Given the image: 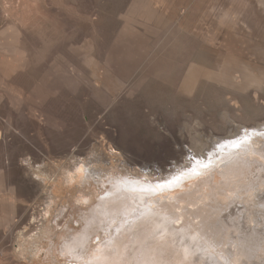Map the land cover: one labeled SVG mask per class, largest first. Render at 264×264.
<instances>
[{
	"label": "bare ground",
	"instance_id": "bare-ground-1",
	"mask_svg": "<svg viewBox=\"0 0 264 264\" xmlns=\"http://www.w3.org/2000/svg\"><path fill=\"white\" fill-rule=\"evenodd\" d=\"M75 2L63 6L56 0H0V16L6 21L0 32V156L10 162L9 150L16 141L23 142L21 146L26 145L25 156H30L32 162L25 161V166L20 163L18 167L26 174L30 170L42 180L37 186L40 192L49 193L51 185L68 186L83 178L85 180L87 167L97 165L93 164L94 159L74 162L76 158L88 159V153L72 146L65 159L60 157L56 165H51L50 172L40 165L35 169L41 162L38 160L41 150H36L34 142L43 139L47 142L52 140L54 130L62 131L57 109L59 102L81 99V118L88 128L86 134L98 131L103 143L108 140L116 145L114 134L104 129V120L117 103L132 107L143 100L140 103L142 108L152 113L153 107L163 106L164 101L167 106L201 102L210 93L225 101L228 97H233L230 101L235 97L249 101L254 93L264 94V0H186V10L178 20L164 14L159 0H129L122 12L119 8L111 11V8L108 15H102V7L101 10L96 9L103 13L93 15L91 8H86V1L79 4L83 8L78 6L80 8L75 9V4L79 3ZM53 6L55 9L59 6L61 12H65L59 13L65 30L62 42L48 26L50 14L55 13ZM110 36L114 39L107 44ZM90 104H94L96 110L93 120H90L86 108ZM263 128L247 127L243 135L229 138L231 143L226 147L228 141H216L212 151L207 150V160L204 156L200 157L203 162L194 157L192 171L184 160L187 167L147 187L132 178L123 183L122 177H116L120 171L114 166L109 168V174L115 180L113 188L106 191L98 210L87 219V228L67 250L74 255L77 249H81L79 247L90 245L94 225L106 223L103 225L105 231L109 224L119 221L124 214L125 218L132 217L134 222L123 229L120 238L110 247L101 244L92 251L91 256L86 257L88 264H244L239 256L244 257V262L248 258L242 256L237 247L243 239L238 238L241 240L238 244L236 239L231 243L235 251L238 249L237 255L241 254L238 259L236 253L229 252L231 248L225 249L226 242L230 241L224 243L219 238L222 227L218 228L216 223L221 225L226 217H231L233 212L227 216L222 212L235 199L250 206L254 201L252 190L245 192L242 186L235 184H245L254 169L262 170ZM192 139L195 144L199 142L194 137ZM177 144L180 145L179 142ZM170 154L162 160L159 168L171 167L172 163L167 160L176 159L175 166L182 162V152L174 150ZM131 164L144 170L147 168L141 166L143 162L139 160H133ZM88 170L90 177L92 173H98V178H101L99 174L104 172L97 168ZM12 176L7 167H0V191L7 192L6 200L0 204L4 208L0 227L5 231L21 228L13 239L17 242V255L24 257L27 247L44 234V225L32 229L35 216L33 222L27 224L28 212L21 209L24 201L20 192L9 183ZM60 178L62 183L57 182ZM263 182L259 181V184L264 185ZM231 185L234 186L229 188ZM58 197L51 192L50 202L44 206L46 212L55 206ZM249 213L248 216L252 214ZM64 216L61 209L56 223L59 224ZM17 217L18 220L15 219ZM125 222L120 221L123 226ZM247 224H244L247 226L244 231L255 232ZM128 238L131 239L129 242Z\"/></svg>",
	"mask_w": 264,
	"mask_h": 264
},
{
	"label": "rangeland",
	"instance_id": "rangeland-1",
	"mask_svg": "<svg viewBox=\"0 0 264 264\" xmlns=\"http://www.w3.org/2000/svg\"><path fill=\"white\" fill-rule=\"evenodd\" d=\"M73 1L56 0V2H61L62 5L64 4L63 6L70 4L72 5V3H76L75 2L76 0L74 2ZM82 1H86L88 3V6L90 7L86 6V8L87 9L91 8L92 12H94L93 15H98L99 12L100 13L102 12V11H97V9L98 10L102 9L104 11V13L102 12L103 13L102 15H108L110 13L111 8H112L111 11L112 10L116 11L119 8L118 9L119 12H122L126 8L129 2V0H101V1L97 0V2L95 0H80V1L77 0V2L79 3L75 4L74 8L79 9L80 7L78 6H81L79 4L84 3ZM159 1L162 8H164V14L169 17L171 16L172 18H174V20H178L186 10V4H187L186 0H164L163 1L164 3L162 2V0ZM102 5L105 6L106 10ZM59 6H61V4ZM59 6H56V9L57 7L59 8ZM82 6L81 8H83ZM100 7L102 8L100 9ZM53 9H55V6H53ZM53 9H52L53 12L56 13L57 10H59V12L58 14L55 13L50 14L51 21L49 22L48 26L50 25L49 27H51V29L49 27L48 28L55 34L54 36L57 39L59 38L58 39L59 42H62L64 35L63 31L65 30L63 28L64 26L61 22L62 21L61 18H62V14L65 12H61L60 8L57 10L55 9V11ZM59 13L62 14L60 15ZM56 16L58 18H56ZM53 17L55 18L52 19ZM52 20L53 21L55 20L57 22L55 21L53 22ZM5 22L6 21H4L3 18L0 16V32L3 30L2 27ZM57 34L60 36H56ZM113 39H114L113 36H110L108 38L109 41L107 40L108 41L107 44L109 43L111 44ZM210 94L209 95L207 94L208 95V96L206 95L207 97L206 96L203 97V101H201L202 98L200 99L202 103L199 102V100H197L192 103L180 102V103H173L171 105L169 104L167 106L166 102L164 101V104L166 106L164 104H163L164 107L161 106L162 104L157 105L156 107H153L152 113H149L148 109L145 110L144 108H142L140 103L143 100L142 101L139 100L140 103L136 102L135 104L132 105V107L131 106L128 107V105H126L125 103L122 104L123 102L117 103L111 109V111L106 116V119L104 120V129L105 130L108 129L111 134H114V138L117 139L116 145L109 143L108 140L105 143H103V141L101 140V134L98 131H92V132L89 131L90 133L86 134L88 128L86 125H84L81 118V110H82L81 104L83 103L81 99H77L73 101L64 100L62 102H59L57 109L59 112L58 113L59 121L61 122L62 125V131L54 130L52 133L53 136L51 135L52 140H47V142H44V139L37 140L34 142V147L37 148L36 150L37 151L41 150L40 151L41 154L38 155V160H40L41 162L37 163L35 169H37L40 165L42 166V168H45L48 172H50L51 165L52 164L56 165L60 157H62V159L63 158L65 159L67 152L69 151V148L71 149L72 146L73 147L75 146L76 148H79L81 151L88 153V155L90 154L89 152H92L94 150L91 153L92 157L87 155L86 158L88 159L86 160H82L84 158L81 157V158H76L73 161L88 162V161H93L94 159L93 164L96 163L97 165L93 166L91 164L92 166L89 165L87 168L88 169L97 168L99 170H104V172L101 171L99 174L103 178L102 177H101L102 179L100 177L98 178L97 175L98 173L96 174L92 173L93 176L90 177L89 175L91 174L90 172H88L89 170L86 169L84 173V176L86 175L85 176L86 181L83 178L81 179V181L80 180L77 181V183L79 182L78 184L75 182L74 184L72 183L68 186H64L62 184L63 186L61 187L51 185L52 187L48 191L49 193L46 194L45 192H40L37 190V186H39L42 183V180H40L38 176L33 175L30 170H28V174H26L18 167L20 166V163L25 166L26 165L25 161H29L30 163L32 161L30 156L27 157L25 156L26 145H24L25 147L23 145L21 146L23 142L21 143V141H16L13 146L14 149L12 148L9 150L10 159L12 158L11 159L12 161L10 160L9 162V159L6 160L5 157L3 158V156H0V159L2 161V163L0 161V167L1 166L7 167L9 173L13 174V176L10 177L11 181H9V183L11 184L10 186L15 187L20 192L21 199L22 201H24L21 204L22 205L21 209L22 211L27 210L28 212L27 217L29 221L27 224L32 223L33 216H35L36 220L32 225V229H34L37 225L40 226L42 225V227L44 225V230H43L44 234L27 247L28 250L26 251L24 257H20L16 253L17 242L13 238L15 237V235H17L18 231L21 228H16L15 230L13 229L14 231L13 230L5 231L3 230L2 227H0V239H1L0 247H2V249L0 248V264H88V260L86 257L89 258L91 256V253H93L92 251H94L96 248H99L101 244L105 245L106 247H110L113 244V242H115L116 240H118V238H120L119 235L122 234L123 229L129 228L132 222H134L132 217L125 218L126 215L123 214L120 216L119 221H116L115 223H111L107 227L105 226L106 227L105 231L103 229V225H105L106 223L97 224V226L94 225L93 226L94 228L92 227V237L89 242L90 245L88 246L86 245L85 247H79L81 249H77L74 253V255L78 253L77 255L79 257L71 255V253L67 250L72 245V242H74L78 237H80V235L87 228L86 226L87 219L92 217V215L96 212V210H98L97 206L102 202L103 197L105 198V195H107L106 191H110L113 188L114 184L112 183H114L115 180L113 179V176L109 174L108 171L109 168H112L114 166L118 171H120L118 172L116 177H122L123 183H126L127 179L132 178L131 180L141 183L142 185H144L143 187H147L150 186L149 184L151 183L153 184V182L159 179H164L165 177L171 176L170 173L173 175L174 171L177 172L178 170L183 169L188 165H189V169L192 171L191 161L192 163H195L194 157L199 159L200 157L204 156L205 160H207L208 159L207 150L208 152H211L213 147L216 145L215 143L216 141L223 143L228 141L224 146L226 147L227 144L231 143L229 138L230 139L233 138L234 135L236 136L243 135L247 127L254 126V128L257 129L261 128V130L264 127L263 92L254 93L253 95L250 96V99L252 100L249 99V101L242 100L239 97L237 98L235 97L234 98L235 100L233 101H230L231 98L233 97H228L226 98L227 100L225 101L224 99L222 100V98L218 97L215 93H210ZM210 98L213 100H211ZM219 98L221 99V101ZM121 107H123L124 109ZM86 108L88 110L87 112L90 120H93L96 116V110L94 104H90ZM202 132H204V134ZM249 132H251V130ZM190 133L191 135H189ZM193 137L194 139H197L199 142L195 144V141L192 139ZM177 141L180 143V145L177 144L178 143ZM107 142L110 144V146H107ZM35 143H37V145ZM117 146L121 149L120 152L116 150ZM218 147L219 146H216V148ZM122 150H124L126 153H123L124 151ZM174 150L175 152L183 153L181 155L183 157L180 156L182 162L178 163V165L175 166L176 159L170 161L167 160L168 162L172 163V166L159 168V164L162 162V160L171 156L170 153L173 152ZM128 154L129 155L131 154L130 158ZM95 157L97 158L95 159ZM131 158H133L132 161L133 160L142 161L143 164L141 166H146L147 168L144 170L142 169L143 167L140 168L139 166L132 165L131 164L132 161L130 160ZM78 159L79 161H77ZM127 159H129L130 161ZM99 160L100 162H103V164L100 163ZM184 160H186L188 163L185 162ZM200 160L203 162L201 158ZM73 161H71L72 164H74ZM253 171L251 173L249 172L250 173L248 176L249 180H247L245 184L238 183L235 184V186H239V187L242 186L243 189L242 188L241 189L242 190L245 189L244 190L245 192L247 190L249 191L252 190L251 193L253 194L254 204L251 203L250 206L249 204L244 203L246 205L244 204L242 205V202L240 200L236 202L235 199L234 203L231 204L233 207H231L230 205L229 208H227L225 211L222 212V215L226 214V216L227 214L233 212L232 213L233 216L231 215L230 218L226 217L222 221L223 223L221 222L222 223L221 225L220 222L216 223V225L218 228L222 227V229H220L219 236L220 235L223 237L225 236V238L221 236L219 238L220 239L222 238V241L224 243L226 241H230V242H226L229 245L226 244L225 249L231 248L232 251L231 249H229V252L230 253L232 252V254L236 253V255L237 252L239 253V251H237L239 249L242 256L245 255L248 258L244 262V257L241 258V256H239L241 254L237 255V257L238 256L240 257L242 263L250 264L253 262L252 264H264V244H263L264 243V185L259 184V181L263 182L264 180V166H262V170L258 171L257 169H254ZM103 173H105V175ZM86 177L87 178L90 177L89 179L91 180L86 179ZM93 179L96 180L94 181ZM19 180L22 182H20ZM58 181L62 183L61 178L58 179L57 182ZM101 181L102 183H100ZM93 183L95 185L97 184L96 185L97 187ZM249 183L252 186L251 185L249 186ZM233 186L234 185H231V187L229 188H232ZM93 188L96 191L95 193L93 192L94 190ZM77 191L80 193H77ZM51 192L56 193V195H58L59 197L56 200L55 206L52 208L50 207L49 211L46 212L47 210L46 209L44 210V206L48 204V202H50L48 198ZM6 198H7V192L5 190L0 191V204H2L3 201L6 200ZM61 209L65 213V216L63 217L64 220L61 219L59 224H57L56 221L58 220L59 212ZM246 210H247V214H244ZM2 211H4V208L0 207V215ZM248 212L253 214L252 215L249 213L250 220L252 218L251 223L249 222L250 220H249ZM15 219L18 220L19 218L17 217ZM121 219L126 221L124 226L121 225L120 223ZM244 219L246 220L244 221ZM39 220L40 222H38ZM245 222H247L248 224ZM233 223L235 224L233 225ZM244 224L249 225L248 227L249 229L250 228L255 229V232L253 233L245 232L246 228L244 227L246 225L244 226ZM250 224H252V226ZM238 225L240 226V228L238 227ZM238 232L240 236H238L239 235ZM33 233H35V231L32 232L30 235H32ZM245 233H247V236L245 235ZM255 233L256 235L258 234V236H256ZM232 236H236V237L232 238ZM249 236L251 237V239L252 238L253 239L250 240ZM238 238L241 240L243 239V241L242 243L240 242V246H237L238 249H236L235 251V246H233L234 244L231 243L232 242L234 243L236 239V241L238 240L237 242L238 244L239 241H241ZM244 239L246 240L245 244H243L245 241ZM254 239L257 240L254 241ZM130 240L131 239L128 238L127 242H129ZM249 240L251 242L253 241L254 242L251 243L249 242ZM249 243L250 245L253 246L251 247ZM255 244H258L259 246ZM240 247L242 248L240 249ZM259 247H263V249L262 248L260 249ZM242 250H244V252H242ZM251 257H254L257 260Z\"/></svg>",
	"mask_w": 264,
	"mask_h": 264
}]
</instances>
